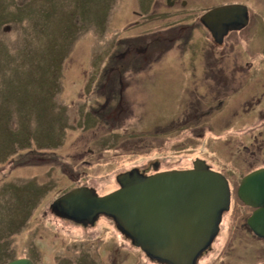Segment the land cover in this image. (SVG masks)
I'll list each match as a JSON object with an SVG mask.
<instances>
[{"label":"rangeland","instance_id":"obj_1","mask_svg":"<svg viewBox=\"0 0 264 264\" xmlns=\"http://www.w3.org/2000/svg\"><path fill=\"white\" fill-rule=\"evenodd\" d=\"M131 1L0 0V264L22 256L37 264L98 257L111 264L114 246L118 264H157L100 214L85 226L57 216L50 204L78 181L102 195L118 187L121 171L151 160L157 171L185 169L199 158L228 179L232 209L239 180L264 166V8H246L250 24L235 39L219 44L200 29L186 44L175 42L164 58L144 63L168 72L129 74L119 106L116 95L98 109L106 91L102 69L117 63L110 55ZM193 1L188 21L211 2ZM191 65L200 78L186 88L179 69ZM52 164L59 169L49 170ZM223 218L209 261L244 256L232 239L245 233L230 229L229 212ZM229 230L235 250L221 253ZM248 241L251 253L240 264H262L264 246Z\"/></svg>","mask_w":264,"mask_h":264},{"label":"water","instance_id":"obj_2","mask_svg":"<svg viewBox=\"0 0 264 264\" xmlns=\"http://www.w3.org/2000/svg\"><path fill=\"white\" fill-rule=\"evenodd\" d=\"M247 18L244 5L227 4L207 10L200 20L221 43L223 34L245 25ZM116 182V189L102 195L87 185L74 187L55 198L51 207L75 222L93 223L105 214L149 258L167 264H197L230 207L228 179L199 158L185 169L145 174L131 168L118 173ZM236 195L254 208L247 222L254 234L264 238V166L241 178ZM7 264L32 261L18 257Z\"/></svg>","mask_w":264,"mask_h":264},{"label":"flooded vegetation","instance_id":"obj_3","mask_svg":"<svg viewBox=\"0 0 264 264\" xmlns=\"http://www.w3.org/2000/svg\"><path fill=\"white\" fill-rule=\"evenodd\" d=\"M144 1H146V6H147L146 9H144V4H145ZM144 1L143 0L131 1L127 5V7H125L124 9L123 18L121 22H118L117 24V28L119 29L117 50L114 55L112 54L110 55V58L117 59V63L114 65L112 64L105 65L102 69L103 78L101 77L102 80L99 79L100 80L99 83L103 81L104 87L106 86L105 87L106 91L103 94V101L97 104V105H100V107L96 106L95 110L97 107H99L98 109L103 108V106L107 107L110 101L116 97V95L119 96V97L117 96V99H116L117 100L116 105L119 106V101L121 100V95L119 94L120 92L119 90L129 87L128 82H127L128 81L127 77L129 76V74H132V75L135 74L134 77H136L137 74H141L142 72L150 73V74H152V72H157L160 74L168 72L167 70L157 69L159 68V66L151 67V66H146L144 63L147 60L150 61L153 59L156 61L161 58H164L167 55L166 53L169 52V50L172 48L175 42L182 41L183 44H186L188 41H191L192 38H194L193 33L195 30L201 29L202 35H204V30H205L209 33L212 40L214 39L211 33L208 31V29L203 25V23L200 20L202 13L198 15L197 17H195L194 12H191L190 13L191 19L190 21H188V16H187L188 13L185 11V9L187 8L188 4L190 5V9H192L197 4L196 1H193V2H191V0H158L160 2H157V0H144ZM227 4H241V5H244L245 8H247L248 10L250 8H257V9L264 8V0H211L209 5L204 9L203 12H206L207 10L215 6H222V5H227ZM249 24H250V17L248 16L247 23L245 24L244 27L228 30L223 35L222 41L224 42V41L235 39L234 36H236L237 33H239L242 29H244ZM179 71L182 74H184L183 83L185 84L186 88L188 87V85L190 87L195 88L197 85L196 83H198L197 79L200 78L198 75L199 73H201V71L195 69L193 65L185 66L184 68L179 69ZM216 77L219 79H222V81H219L222 84L226 83V80L223 81V79H225L223 76H216ZM144 83L145 82L142 81L141 84H144ZM114 89H117V92H114ZM113 109H114L113 107H111V109L108 108L109 112L112 111ZM121 110H122V107H121ZM118 112L120 111H117L115 114H118ZM112 120H116V119H114L113 117ZM108 133L110 134L112 132H108ZM113 134H115V132H113ZM133 134L136 138L140 140L141 138L140 134L139 135H137L138 133H133ZM115 143L117 145L119 142L117 143L115 141ZM89 151L91 150L89 149ZM149 162L150 163L142 165L139 168L137 167L139 171L145 174H151L152 172L153 173L156 172L159 163L156 160H153V161L151 160ZM81 165L82 167H85V165H88V163L84 160L83 163H81ZM59 167L60 166L57 164H52L48 166V169L56 170V169H59ZM149 168H153V171H148ZM116 175H115V181H116ZM69 178H72V177H69ZM80 185H87V184L81 183L80 181L75 183V187L80 186ZM88 186L91 187L90 185ZM237 200H238L237 205L233 206L232 209L229 207V209L224 211L223 214L225 212H229V215L232 218L230 229L239 227L237 229V233H241L240 229L245 233V237H244L245 241L242 238L238 239L236 236L232 239L234 243H238V249H242V255L244 254V256L229 258V256L225 254L224 256H217L213 260H210V261H209V258H207L206 254L210 252L212 248V244L214 243V240L220 234V231L222 228L221 225H223V220H224L223 214H222L221 221L219 223L218 232L215 238L213 239L211 246L208 249H206L199 257V260L205 261V264H213V263L215 264H240L242 261L246 260L251 253V249L249 246L252 244H249L248 240L253 237L257 241H260L262 245L264 246V238L259 237L256 234H254L247 222V219L250 217V215H252L254 208L249 205L244 204L239 198ZM50 210L52 212L57 213V211L51 207V204H50ZM57 214H58L57 216L63 217L59 213ZM99 217H104L108 219L115 226L114 221L109 216L100 214L97 218ZM68 219L69 218H66V220ZM72 222H75V221H72ZM95 222L96 220H94L93 223ZM81 223L82 225H85V226L93 225V223L89 221L81 222ZM117 231L122 236L124 242H126L130 246L132 245L135 248L141 250L138 246H135L134 244H132L131 240L127 236H125L123 233H121V231H119L118 229ZM230 237H231V230H229V232H227L226 236L224 237L225 245H223V247L221 248V253L225 251V249L228 247L235 250L236 244L233 245L234 244L233 243L230 246L231 243L230 242H229L230 244L228 243V241H231ZM245 242L247 245H244ZM108 248L109 247H106V246L104 247V249H108ZM260 254L263 257L261 259L262 261L261 263L264 264V250H262ZM118 256H119V246L112 247L111 264H118L117 262ZM22 257L29 258L32 261V264H37L38 262L37 260L34 261L29 256H22ZM15 258H18V257H15ZM98 258L99 260L93 259L92 261H88L85 264H94V263L101 264L100 263L101 258L100 257ZM12 259H9V260L5 259L2 262V264H7V262ZM149 259L152 262L157 263V264H166L163 261L154 260L151 258ZM62 264H66V260H62ZM121 264H124V263L121 262Z\"/></svg>","mask_w":264,"mask_h":264},{"label":"trees","instance_id":"obj_4","mask_svg":"<svg viewBox=\"0 0 264 264\" xmlns=\"http://www.w3.org/2000/svg\"><path fill=\"white\" fill-rule=\"evenodd\" d=\"M96 111H97V110L94 109V112H95V113H97Z\"/></svg>","mask_w":264,"mask_h":264},{"label":"clouds","instance_id":"obj_5","mask_svg":"<svg viewBox=\"0 0 264 264\" xmlns=\"http://www.w3.org/2000/svg\"><path fill=\"white\" fill-rule=\"evenodd\" d=\"M72 189V188H71Z\"/></svg>","mask_w":264,"mask_h":264}]
</instances>
